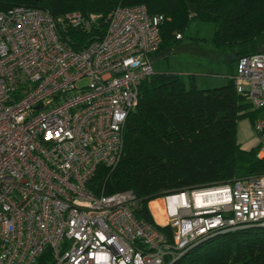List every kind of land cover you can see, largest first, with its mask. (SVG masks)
Returning <instances> with one entry per match:
<instances>
[{
	"label": "built area",
	"instance_id": "built-area-1",
	"mask_svg": "<svg viewBox=\"0 0 264 264\" xmlns=\"http://www.w3.org/2000/svg\"><path fill=\"white\" fill-rule=\"evenodd\" d=\"M100 17L60 18L89 30ZM165 18L117 5L102 36L74 48L47 8L0 9V264H171L208 234L264 226V173L157 197L154 220L169 232L136 216L132 189L88 187L99 164L122 156ZM231 78L264 108V50L240 56ZM253 126L264 158V115Z\"/></svg>",
	"mask_w": 264,
	"mask_h": 264
},
{
	"label": "trees",
	"instance_id": "trees-1",
	"mask_svg": "<svg viewBox=\"0 0 264 264\" xmlns=\"http://www.w3.org/2000/svg\"><path fill=\"white\" fill-rule=\"evenodd\" d=\"M135 3L166 17L152 56L168 51L194 18L215 23L212 39L229 50L233 61L264 50V0H0V9L16 4L47 8L62 35L80 48L103 35L108 14L117 5ZM73 10L101 17L85 30L63 23L60 17ZM259 111L235 90L231 77L219 86L198 87L193 73L155 70L141 83L138 102L127 115L119 162L114 167L99 164L88 187L97 194L132 189L136 216L169 232L155 222L151 200L186 187L264 173V158L256 155L258 142L247 148L237 139L238 120L249 117L254 122ZM171 264H264V227L208 234Z\"/></svg>",
	"mask_w": 264,
	"mask_h": 264
},
{
	"label": "rangeland",
	"instance_id": "rangeland-1",
	"mask_svg": "<svg viewBox=\"0 0 264 264\" xmlns=\"http://www.w3.org/2000/svg\"><path fill=\"white\" fill-rule=\"evenodd\" d=\"M215 27L212 21L191 19L182 37L168 51L159 52L153 58L155 69L158 64H169L171 70L180 72L187 68L189 72H197L194 78L198 87L225 84L230 72L235 69L236 61L231 60L227 48L218 46L213 41ZM262 115L264 108L256 114V118ZM237 139L246 147L258 142V133L249 117H241L238 120ZM155 203L162 205V199L156 200Z\"/></svg>",
	"mask_w": 264,
	"mask_h": 264
},
{
	"label": "crops",
	"instance_id": "crops-1",
	"mask_svg": "<svg viewBox=\"0 0 264 264\" xmlns=\"http://www.w3.org/2000/svg\"><path fill=\"white\" fill-rule=\"evenodd\" d=\"M155 56H157V53L154 55V56H152V61H153V58L155 57ZM152 64H153V62H152ZM169 64H167V65H162V64H158V67L155 69V67H154V65H153V68H154V71L155 70H165V69H170L169 68V66H168ZM171 70V69H170ZM175 71V70H174ZM190 70H188L187 68L185 69V70H180V73H185V74H188V73H193L194 75L197 73V72H189ZM234 71H235V69L233 70V71H231L230 72V74H229V76H228V78H230L231 77V75L234 73ZM179 72V71H178ZM242 144V143H241ZM252 145H254V144H252ZM251 145V146H252ZM243 146V145H242ZM251 146H249V147H251ZM244 147H246V146H244ZM249 147H247V148H249ZM157 199H160V198H155V199H153V200H157ZM153 200H151V201H153ZM150 201V202H151ZM150 204V203H149ZM160 203H156V205H154V207H155V211H156V213H158V218L159 217H161V208H160ZM150 209H151V212H152V214H153V216H154V218H156L157 219V217H156V215L154 214V212H153V210H152V208H151V205H150Z\"/></svg>",
	"mask_w": 264,
	"mask_h": 264
},
{
	"label": "bare ground",
	"instance_id": "bare-ground-1",
	"mask_svg": "<svg viewBox=\"0 0 264 264\" xmlns=\"http://www.w3.org/2000/svg\"><path fill=\"white\" fill-rule=\"evenodd\" d=\"M209 192H211V191H209ZM209 195H214V193H210ZM212 197H214V196H212ZM212 197H210V198H212ZM158 200V199H157ZM155 201L156 200H153V201H151L150 202V205H151V208H152V210H153V212H154V214L156 215V217L158 218V213H156V211H155V207H154V205H156V203H155ZM154 203V204H153ZM161 205V204H160ZM162 205H163V200H162ZM162 205H161V207H162Z\"/></svg>",
	"mask_w": 264,
	"mask_h": 264
},
{
	"label": "water",
	"instance_id": "water-1",
	"mask_svg": "<svg viewBox=\"0 0 264 264\" xmlns=\"http://www.w3.org/2000/svg\"><path fill=\"white\" fill-rule=\"evenodd\" d=\"M193 8V4L192 3H190V9H192ZM136 206V203H134L133 204V207H135ZM264 227V226H263Z\"/></svg>",
	"mask_w": 264,
	"mask_h": 264
}]
</instances>
